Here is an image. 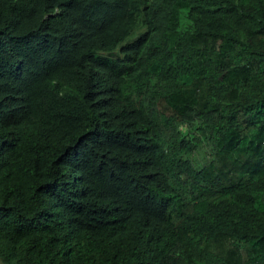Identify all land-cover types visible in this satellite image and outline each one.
Returning a JSON list of instances; mask_svg holds the SVG:
<instances>
[{"label":"trees","instance_id":"16d2710c","mask_svg":"<svg viewBox=\"0 0 264 264\" xmlns=\"http://www.w3.org/2000/svg\"><path fill=\"white\" fill-rule=\"evenodd\" d=\"M0 264H264V0H0Z\"/></svg>","mask_w":264,"mask_h":264}]
</instances>
